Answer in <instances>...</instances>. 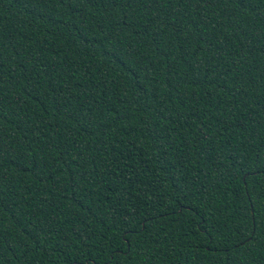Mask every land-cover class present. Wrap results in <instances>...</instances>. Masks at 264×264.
Wrapping results in <instances>:
<instances>
[{
  "label": "trees",
  "instance_id": "1",
  "mask_svg": "<svg viewBox=\"0 0 264 264\" xmlns=\"http://www.w3.org/2000/svg\"><path fill=\"white\" fill-rule=\"evenodd\" d=\"M0 264H264V0H0Z\"/></svg>",
  "mask_w": 264,
  "mask_h": 264
}]
</instances>
